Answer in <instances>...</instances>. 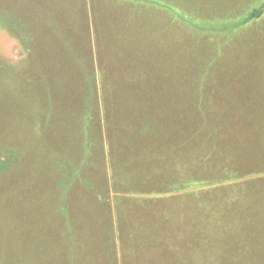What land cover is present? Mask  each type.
<instances>
[{"label": "rangeland", "instance_id": "374dc122", "mask_svg": "<svg viewBox=\"0 0 264 264\" xmlns=\"http://www.w3.org/2000/svg\"><path fill=\"white\" fill-rule=\"evenodd\" d=\"M260 6L264 9V0H0V68H5L3 74L11 69L31 72L30 67L36 65L32 55L38 56L45 66L49 55L52 56L51 49L64 53L66 39L72 45L77 41L79 48L83 46L85 56V31L82 30L81 36L80 29L93 22L94 41L99 35L100 45L105 44V49L98 54L100 70L110 65L112 76L126 80L115 89L118 95L128 91L132 99L133 94L153 88L159 90L174 78L185 79L184 82L178 80V87L182 88L185 82L191 81L190 77L210 72L204 88L211 92L224 87L218 85V76L228 80L233 76L227 89L230 94L233 87L239 91L236 84L243 89L242 84L246 82L247 90L231 103L236 107L250 96L249 82L257 77L263 82L257 96L264 103V12L249 21V25H240L230 34L232 36L223 32L225 25L232 26L252 13L259 15ZM48 12L52 15L44 17ZM6 19L17 20L20 26H6ZM50 21L59 22L62 30L59 29V37L48 42L51 32L46 24ZM218 30L220 35H215ZM47 45H51L48 52ZM28 46H31L30 57L26 52ZM210 50L217 54L215 56H219L218 53L222 56L211 70L208 67L213 60L206 59ZM93 65L95 63L92 69L89 65L87 68L98 75ZM227 71L232 72L227 74ZM169 75L173 78H168ZM77 77L72 75L73 85L68 91L58 93L62 99H69V103L64 102L66 117V108L68 111L73 107L85 110L88 106L87 98L79 102V89L84 88L79 86ZM194 85L190 84L187 89ZM12 88L15 91L12 92ZM22 88L25 91L0 80V166L7 164L5 169L0 167V264H149L155 260L153 252H158L162 246L170 248L174 244L173 254L196 250L202 236L196 228L199 225L196 214L202 207L196 205L197 201L193 209L196 223L192 228L185 227L184 222L179 225L170 220L182 218L185 209L192 207L188 204L190 206L184 208L181 202L174 200L166 203L168 213L162 212L164 218H150V210L146 212L147 218L143 217V210L149 207L151 200L144 191L151 186L139 179L148 175L149 168L155 175L166 169L157 160L151 165L149 152L145 151L151 139L146 133L142 132L139 140L132 141L133 127L142 128L151 119H162L156 114L161 107L136 106L131 102L125 106L120 99L122 101L115 104L119 122L107 120L103 109L101 117H95L89 125L91 138L88 140L96 141V147L85 156L80 146L81 123L73 124L79 131L68 135L69 122L66 121L69 119L61 121L50 139H41L36 119L40 117L41 124L47 120L46 96L38 97V110L35 99L32 104L23 100L24 103L15 107L13 103L19 94L30 91ZM173 88L176 92L179 89ZM31 89L36 96L37 86ZM146 111L155 116H147ZM30 122H35L32 135L27 131ZM114 136L118 141H125L119 163L123 162L127 170V173L121 169L120 174L117 170L114 172L116 180L122 179L118 195L111 187L114 185L110 172ZM158 141L164 146L177 140ZM82 155L86 159L84 166L78 169ZM133 168L137 171V182L134 177L130 178ZM117 204L120 217L114 218ZM128 208L131 218H127ZM241 227L246 229L244 225ZM121 230L124 236L130 235L128 240L119 239ZM259 230L255 225L247 231L254 234ZM140 233L141 239L137 237Z\"/></svg>", "mask_w": 264, "mask_h": 264}, {"label": "trees", "instance_id": "16d2710c", "mask_svg": "<svg viewBox=\"0 0 264 264\" xmlns=\"http://www.w3.org/2000/svg\"><path fill=\"white\" fill-rule=\"evenodd\" d=\"M263 12L264 9L261 7L259 15L254 16V13H252L251 18H241L234 22L232 26L230 25L231 27L225 25L224 34H232L240 25H249V21L256 19L255 17H260ZM50 15L52 13L48 12L44 17L48 18ZM5 21L6 26L17 28L20 26L17 20L8 21L6 19ZM91 24L93 25V22ZM92 25L89 26V23H86L85 28L80 29L81 36H83L81 34L83 33L82 30L85 31V56L82 55L83 46L79 48L76 45V40V43L72 45L73 43L66 39L63 42V54L53 49L50 50L51 47L48 46L51 45L46 46V52L50 50L52 56L49 55L48 64L45 66L43 63L41 64L38 56L36 59L32 55L31 58L34 59L36 65L30 67L31 72L24 73L19 70L12 71L11 69L8 74H3L2 70H5V68H0L1 81L10 83L12 86L14 84V87L20 89V91H25L22 87L27 90L30 89V91L28 90L30 94H19L17 101L13 103L14 106L18 107L24 103L23 100H27L29 104H32L33 99H35L36 110H38L40 100L38 97L45 95L46 103H48L47 110L49 109L47 120L41 124L40 117L37 116L36 119V125L39 126L37 130L41 139L44 137L50 139L56 133L54 129L61 121L69 119V121H66L69 122L66 129L68 135L73 133L74 130L79 131V128L74 127L73 124L81 123L84 136L81 135L82 142L80 146L85 152V156L90 149L96 147V141L91 142V140H88V138H91L89 125L95 117H101L103 109L107 120L119 122L116 115V107L118 106L115 104L122 100L125 106L131 102L136 106L161 107L156 114L161 116L162 119H151L142 128H138V125L134 126L132 141L139 140L142 132L146 133L147 137L151 139L148 142L149 149L145 150L149 152L151 165L157 160L158 163H162V168L166 170L155 175L149 168L147 170L148 175L143 177L145 179L139 180L144 183L147 182L151 186L144 192L155 195H158L159 191L170 195L177 194V197L173 198L174 201L181 202L180 204L184 208L192 206L191 209H185L182 218H170L172 222L179 225H181L180 222H184L185 227L192 228L195 226L196 219L193 215V209L198 204L202 205L198 214H196L199 224L196 228L198 232L202 233V236L196 250L189 249L180 254H173L171 249L174 244L170 248L162 246L158 252H153L155 260L150 261L149 264H264V107L241 105L233 110L226 107H215L214 103H221V100L225 101L231 95H228L230 92L227 90L230 88V80H226L228 84L226 90L222 89L217 91L218 94H214L215 91L211 92L204 88V83L207 80L205 75L198 80L193 79L195 86L192 90L187 89L185 91L186 96H181L173 88H178L180 78H174L173 81L170 79L159 90L153 88L146 92L133 94L132 99L128 95V91L118 95L115 89L123 85L125 79L112 76L110 72L112 66L110 65L108 68L100 70L98 54L101 49H105V44L103 47L100 45V39L97 40L99 35H96V32V40L94 41L95 30ZM46 26L51 32V40L48 42H51L53 37H59V29H61L59 22L50 21ZM214 33L220 35L219 30ZM65 37L62 36V39L65 40ZM75 41L72 40V42ZM28 47L26 52L30 57L32 54L31 46ZM209 53L210 55L204 58L213 60L212 64L216 63L215 65H217L222 60L221 53H218L219 56H215L217 54H213L212 51ZM60 63H62L61 66H59ZM93 63H95L94 68L98 70V75L87 68L88 65L91 68ZM104 70H106L105 73ZM80 72L85 74L84 77ZM73 74L78 76L76 81H78L79 86L82 85L84 88L83 91L79 89V102H83L84 98H87L86 101L89 99L88 106L86 105L89 111L87 107H85V110L81 108L75 110V107H73L74 110L71 108V111H68L65 107L66 117L64 115V102L69 103V99H62L61 94L58 93H64L72 87ZM168 78L173 77L169 75ZM180 80L185 81V79ZM193 80L185 82L184 86L188 87ZM33 86H37L36 96L31 92ZM12 89V92L15 91L14 88ZM231 93H234V95L237 93L234 87L231 89ZM108 94L113 99L110 100ZM253 97L254 92L246 99H253ZM103 104L104 108H102ZM184 104H187V107L179 106ZM145 113L147 116H155L148 111ZM110 114L113 116L110 117ZM34 123L30 122L27 131L34 128L32 126ZM242 125L244 127L243 132L241 131ZM71 130L73 131L71 132ZM116 138V136L112 138L114 146H112L110 157L112 159L111 181L114 184L111 187L115 188L114 192L119 193V184L122 179L116 180L114 172L117 170V174L127 173V170L123 162L119 163L125 141H118ZM159 139L164 140L163 142L177 141L174 144L161 146L159 143L162 142L158 141ZM81 159L78 169L84 166L83 163L86 157L83 159L82 155ZM6 165L2 163L0 167L5 169ZM136 172L134 168L131 173L129 172L131 174L130 178L133 179L134 177V182L138 181L135 175ZM156 185L157 187H155ZM126 190L128 189L126 188ZM195 195L197 197H194ZM190 200L195 201V203L197 201L196 205L195 203L191 204ZM118 207L117 204L116 212L119 218L120 211ZM242 225L246 229H242ZM255 225L260 227L259 232L248 234L249 231L247 230L252 229ZM137 231L142 233L141 229ZM141 233L137 236L140 239L142 238ZM210 233L211 235H209ZM119 235V239L124 237L127 240L129 239L127 236H130H124L122 230ZM134 237L136 238V235ZM121 247V254H123L124 243L122 241Z\"/></svg>", "mask_w": 264, "mask_h": 264}, {"label": "crops", "instance_id": "0c3cea01", "mask_svg": "<svg viewBox=\"0 0 264 264\" xmlns=\"http://www.w3.org/2000/svg\"><path fill=\"white\" fill-rule=\"evenodd\" d=\"M214 64H216V63H214ZM214 64H212L210 67H208V69L209 70H211V68H212V66L214 65ZM218 65V64H217ZM217 65H215V66H217ZM231 69H232V67H230ZM201 69V68H200ZM204 69V68H203ZM207 69V68H206ZM230 72H232V71H227V74L228 73H230ZM209 73L210 72H204L203 74H199V75H197L196 77H194V78H192V77H190V79H191V81L194 79H196V80H198L199 78H203L204 76L203 75H205V77H207V79L209 78ZM217 78H219V79H217V83H218V85L220 84V86H225V85H228L227 84V81L226 80H228V79H220V78H222L221 76H218ZM233 78V76H230V80ZM253 79H255V80H250V82H249V84L251 85V88H249V91L251 92V94L254 92V96L255 97H253V99L252 98H250V99H244V100H242V98H241V100L242 101H245V105H248V106H252V107H255V106H260V107H264V103H263V99L261 98V97H259V96H257V92H259L258 91V87L259 86H261L262 84H263V82L261 83V80H257V77L255 78H253ZM194 80H193V82H191V84H195V82H194ZM223 80V81H222ZM246 84V82H244L243 84H242V86H243V89H241L237 84L235 85V86H237L238 88H239V91L234 95V93L232 94L231 93V95H230V93H228V95H230L232 98L230 99V96H229V98L227 99V100H221V103H214L216 106L215 107H221V108H224V107H226V108H228V109H230V110H233L234 108H239L241 105H239V106H234V105H232L231 103H233V101L234 100H236L237 99V96L238 95H242L243 94V91L244 90H247V88L245 89L244 88V85ZM195 86V85H194ZM179 89H178V91L177 92H179L180 93V95L181 96H184V95H186L187 93L185 92L186 90H187V86H184V87H182V88H180V87H178ZM194 87H192V89H193ZM220 88V87H219ZM192 89H188V90H192ZM223 89H224V87H223ZM213 91H215L214 92V94H218L219 92H217V91H219V90H213ZM230 92V91H229ZM192 103V102H191ZM244 104H242V105H244ZM180 107H187V104H184V105H179ZM191 106V105H190ZM192 107V106H191ZM182 110H186V109H182ZM164 116V115H163ZM179 117H183V116H179ZM240 126H241V124H240ZM243 125H242V132L244 131L243 130ZM116 140H117V138H116ZM181 140H184V139H181ZM111 174H112V171H111ZM144 193H146L148 196H149V198H151V200H149L148 201V205H149V207L147 208V209H144L143 210V217L144 218H147L146 217V212L148 211V210H150V218H164V216L162 215V212H166V213H168V211H167V204L166 203H168V201H170V200H175V199H173V198H175V197H177V194H175V195H170V194H166V193H164V192H158V195H155V194H153V193H150V192H144ZM117 195H118V192L116 193ZM177 202V201H176ZM190 202H191V204H193V203H195V201H193V200H190ZM130 215H131V213H130V210H129V208L127 209V218H131L130 217ZM109 218H112L111 216H109ZM114 218H118V215H117V212L114 214ZM163 220V219H162ZM111 230H113V228H112V225H111ZM138 230V229H137ZM142 233H144V232H142Z\"/></svg>", "mask_w": 264, "mask_h": 264}]
</instances>
